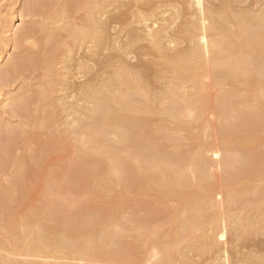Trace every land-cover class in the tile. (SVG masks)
I'll return each instance as SVG.
<instances>
[{
    "label": "bare ground",
    "instance_id": "obj_1",
    "mask_svg": "<svg viewBox=\"0 0 264 264\" xmlns=\"http://www.w3.org/2000/svg\"><path fill=\"white\" fill-rule=\"evenodd\" d=\"M5 1L0 110L25 129L0 137L2 261L264 264V0ZM37 175L49 196L18 216ZM65 186L119 191L68 212Z\"/></svg>",
    "mask_w": 264,
    "mask_h": 264
},
{
    "label": "rangeland",
    "instance_id": "obj_2",
    "mask_svg": "<svg viewBox=\"0 0 264 264\" xmlns=\"http://www.w3.org/2000/svg\"><path fill=\"white\" fill-rule=\"evenodd\" d=\"M9 1H5V0H1L0 4H2L1 7V11L3 10V12L0 14V41L3 40L2 39V34L1 33V28H2V17L7 18L9 16L10 13V7L8 5ZM22 3H24V0H18L17 4L15 6H19L21 8ZM5 4V5H4ZM9 7V8H8ZM34 17L31 15H25L23 17V22H28L30 20H32ZM26 47L27 44H25ZM17 49H10L11 52H16ZM5 61V58L3 59L2 62H0V64H3V62ZM24 73V74H23ZM17 76H9L8 79H6V81H4L3 85L1 86L3 92L6 94V96L8 95H13V94H17L18 92H23V86L26 83H31L32 86L33 84L36 83V77L34 76L36 74V72L34 71H27V72H23ZM0 118H1V122H0V137L1 136H5L8 134V132L6 131L7 126L12 127L14 132H21V130L25 129V125L23 124L24 118L23 115L14 113L12 110H8L5 113H3L0 110ZM40 140H43L44 142H46L47 144L52 145L53 144V137L42 132L38 135ZM26 150V146L25 143L23 142L20 145V152L21 153H25ZM71 157V153L69 151H66L62 148H52L50 150V152L48 153L46 159L48 161V163H63L65 162V164L68 162V160H70ZM41 176L37 175L32 177V179H28L27 180V184L29 186L32 187V195L30 197L27 198H23L19 201V205L17 208V212H18V216L23 215L27 210H28V205H34L37 204L41 201V198H47L49 196V189L43 185H38L39 180H40ZM256 183L259 184H263L264 180L260 179L257 180ZM211 188L206 187L205 189H202V191H209ZM119 188L115 189L113 192L110 193H106L103 195H92L89 191H74L72 189V187L70 186H65V188H62L60 195L66 199H69L70 201L67 202L65 204V207L68 209V212H74L78 209H82L85 208V206L88 205H92L94 203V207L97 208L99 211H105V209L108 207L107 203L109 202H113L118 194ZM156 197H161V195L158 192L155 191H148L145 193V197L144 198H156ZM141 199L137 198L136 200H134L132 203H137L139 202ZM173 201V199H168L167 203L171 204V202ZM174 202V201H173ZM3 223L0 222V232L2 235H5L8 238L10 237V234H6L3 232V228H2ZM0 234V236H2ZM1 253V252H0ZM0 264H5L2 261V258L0 257Z\"/></svg>",
    "mask_w": 264,
    "mask_h": 264
},
{
    "label": "snow or ice",
    "instance_id": "obj_3",
    "mask_svg": "<svg viewBox=\"0 0 264 264\" xmlns=\"http://www.w3.org/2000/svg\"><path fill=\"white\" fill-rule=\"evenodd\" d=\"M221 239H223V237H221Z\"/></svg>",
    "mask_w": 264,
    "mask_h": 264
}]
</instances>
